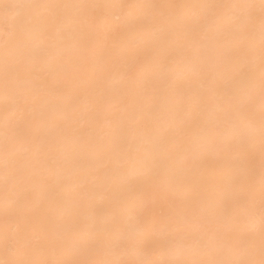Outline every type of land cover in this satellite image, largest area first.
Masks as SVG:
<instances>
[{
	"label": "bare ground",
	"instance_id": "1",
	"mask_svg": "<svg viewBox=\"0 0 264 264\" xmlns=\"http://www.w3.org/2000/svg\"><path fill=\"white\" fill-rule=\"evenodd\" d=\"M0 264H264V0H0Z\"/></svg>",
	"mask_w": 264,
	"mask_h": 264
}]
</instances>
